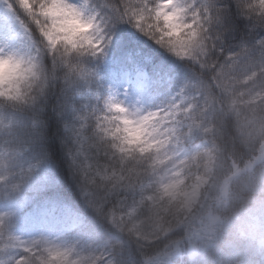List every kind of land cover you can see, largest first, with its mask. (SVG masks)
Wrapping results in <instances>:
<instances>
[{
	"label": "snow or ice",
	"instance_id": "1",
	"mask_svg": "<svg viewBox=\"0 0 264 264\" xmlns=\"http://www.w3.org/2000/svg\"><path fill=\"white\" fill-rule=\"evenodd\" d=\"M16 29L27 55L8 45ZM0 34V98L13 106L39 108L58 79L87 86L72 158L81 195L121 238L88 254L26 244L0 216V251L22 249L17 264H168L215 238L234 178L264 161V0H0ZM102 63L146 73L167 99L130 108ZM245 188L264 191V172Z\"/></svg>",
	"mask_w": 264,
	"mask_h": 264
},
{
	"label": "trees",
	"instance_id": "2",
	"mask_svg": "<svg viewBox=\"0 0 264 264\" xmlns=\"http://www.w3.org/2000/svg\"><path fill=\"white\" fill-rule=\"evenodd\" d=\"M17 45L21 55L29 54L31 45L24 36ZM127 71L135 72L116 70L107 63L99 68L106 89L117 84ZM145 90L149 108L167 99L166 91ZM88 96L83 83L66 86L58 79L50 85L39 108L0 107V153L13 156L10 178L0 186V216L6 217V232L26 244L31 233L49 239L80 216V224L65 235L76 253L97 252L113 239H121L81 195V179L72 158L79 151L75 133L80 125L81 103ZM65 97L72 103L61 109ZM22 173H28L23 180ZM17 184L19 188H15ZM244 219L255 226V231L240 235L221 224L211 241L214 255L202 264H264V199L254 197ZM22 255V249L0 251V264H17Z\"/></svg>",
	"mask_w": 264,
	"mask_h": 264
},
{
	"label": "rangeland",
	"instance_id": "3",
	"mask_svg": "<svg viewBox=\"0 0 264 264\" xmlns=\"http://www.w3.org/2000/svg\"><path fill=\"white\" fill-rule=\"evenodd\" d=\"M23 35L22 31L19 29L14 30L11 35L7 38V42L9 47L15 51V48L17 46V38L21 37ZM4 36L0 34V42L4 40ZM146 75V73L138 72L136 74H133L131 72H126L122 75L120 83L113 86L112 91L114 93H119L120 98L125 101L127 106L130 108H143L146 109V105L144 102V86H143V77ZM261 172H264V161H257L253 168L241 173L239 176L234 178V182L237 184L243 183L246 180H250L252 177L256 176L257 174H260ZM73 228L70 227L66 230H64L62 233H59L55 236H53L50 239H42L40 238L36 233L30 234L27 236L26 240L28 244H31L36 241H40L42 244H47L51 246H57L62 249H72L71 245L67 243V240L65 239L64 235L72 230ZM120 240L113 239L111 242H118ZM192 250L191 248H188L184 250L180 255H178V259L175 257L168 258V264L171 262H179V264H192L190 263L189 259V251ZM214 252L211 249V242L207 244V246H202L198 248V255L196 256V259L193 264H202L201 261H204L210 256H213ZM115 264H126V258L125 257H116L115 258Z\"/></svg>",
	"mask_w": 264,
	"mask_h": 264
},
{
	"label": "clouds",
	"instance_id": "4",
	"mask_svg": "<svg viewBox=\"0 0 264 264\" xmlns=\"http://www.w3.org/2000/svg\"><path fill=\"white\" fill-rule=\"evenodd\" d=\"M4 71L10 72V70L5 69ZM12 107L18 108L13 106L7 100L0 98V107ZM3 125L0 124V127ZM13 158L11 156H4L0 157V186L6 184V182L10 178V169L12 167ZM260 174H257L258 177ZM249 182L246 180L244 183L237 184L233 181V192L234 197L232 203L229 205L228 208L222 209L220 211V215L223 217L224 225L231 227L240 235H244V230L241 227L242 221L244 220V214L249 207L252 199L254 197L259 196L261 199H264V191H255L249 192L245 185Z\"/></svg>",
	"mask_w": 264,
	"mask_h": 264
},
{
	"label": "water",
	"instance_id": "5",
	"mask_svg": "<svg viewBox=\"0 0 264 264\" xmlns=\"http://www.w3.org/2000/svg\"><path fill=\"white\" fill-rule=\"evenodd\" d=\"M196 253H197V251H195V252L191 251V252H190L191 256H194ZM192 260H193V259H192Z\"/></svg>",
	"mask_w": 264,
	"mask_h": 264
}]
</instances>
